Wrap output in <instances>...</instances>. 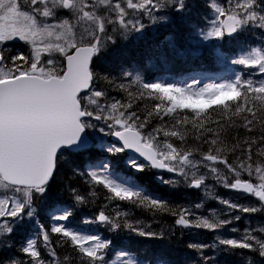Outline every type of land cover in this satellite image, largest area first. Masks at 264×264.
<instances>
[{
    "label": "snow or ice",
    "instance_id": "obj_1",
    "mask_svg": "<svg viewBox=\"0 0 264 264\" xmlns=\"http://www.w3.org/2000/svg\"><path fill=\"white\" fill-rule=\"evenodd\" d=\"M188 7L187 0H0V45L19 41L29 47L28 54L21 51L10 56L5 54L7 49L0 47V217L12 218L11 222H0V236L14 232L16 226L25 222V218L35 219L38 234L49 255L57 256L51 248L49 231L37 218L35 203L49 191L60 153L88 146V140L82 134L85 129L95 128L96 125L85 120V117L112 121L108 128H119L111 131L110 135L117 137L122 142L121 146L110 145L107 151L114 154L132 150L137 153L144 162L129 157L126 163L132 169L138 172L147 168L166 170L176 176L168 180L157 176L161 183L183 182L189 187L200 188L205 177L198 175V166L210 167L218 179H223L215 166L217 163L223 164L236 176L232 183L225 180L224 186L256 197L259 206L244 207L227 200L222 202L245 213L264 211V163L258 161L253 167L251 162L252 146L257 143V138L253 136L251 142L247 139L244 141L248 145V155L239 165L233 166L222 155L227 146H220L219 133L206 127L208 120L204 118V114L215 106L223 109V116L232 120L233 124V118H242L243 127L249 132L259 124L261 148L256 154L264 157V79L254 82L243 79L237 73L234 79L199 86L195 79L189 84L146 82L139 73H123L132 84L140 86L137 98L147 95L159 101L154 106L156 115L161 112L172 115L178 109H190L195 114L192 126L198 132L196 139H200L205 132L215 137L210 141L205 140L213 147L202 153L201 159L194 157V151L199 149L182 151L167 140L163 145L157 143V134L161 131L165 137H176L181 141L185 140L187 132L157 128L145 135L141 129L145 127L147 118L144 123L137 124L139 117L136 113L126 111L132 107L131 103L121 104L118 100L106 105L99 103L106 93L94 87L97 74L90 67L93 58L109 42L114 43L117 36L127 39L132 33H141L146 28L143 17H148L155 24L169 19L167 15L156 14L158 10L174 9L175 14L179 15ZM208 7L213 16L197 32L204 41L223 39L246 27L264 30V0H260V3L257 0H235L232 3L230 0L227 7L210 0ZM166 47L179 54L176 40H168ZM233 62L258 69L259 73L264 74V48L252 47ZM103 78L113 83L108 76ZM119 87L128 91L123 83ZM128 95L132 97L133 94L129 91ZM201 98L205 100L203 104L195 102ZM92 106L95 107L90 110ZM152 114L149 113V116ZM188 123L187 117L183 121L177 120V124ZM100 131L103 132L104 128H100ZM235 147L231 151H235ZM241 170L250 177L254 175L259 182L241 180ZM82 175L90 178L93 185H103L111 193L109 199L126 201L154 212L170 213L175 217V226L217 230L230 223L215 216L211 219L204 216L190 219L194 213L189 209L173 208L168 201L148 194L129 177H121L108 161L91 165ZM71 192L77 203L86 202V198L76 189H71ZM200 207V204L195 205L197 209ZM58 213L51 216L53 221H67L72 214L67 208L59 209ZM123 215L120 211L116 212V217ZM95 219L101 225H110L111 231L122 226L104 211H100ZM123 227L141 237L163 236V232L134 227L127 220ZM50 231L59 234L78 254L79 264H114L112 259L106 258L112 241L62 223H53ZM253 231L246 230L239 240L218 238V242L232 249L255 250L264 259V239L258 238ZM259 231L264 232V227ZM7 246L11 247L10 244ZM188 247L199 250L203 264H212L211 258L203 254V249L213 245L200 243L189 244ZM19 252L29 259L23 261L0 256V264H46L36 238H27ZM114 254L119 264H156L154 258L137 259L123 250ZM122 257L127 258L120 260ZM63 261L71 264L72 257L64 256ZM51 264L58 262L52 260Z\"/></svg>",
    "mask_w": 264,
    "mask_h": 264
},
{
    "label": "trees",
    "instance_id": "obj_2",
    "mask_svg": "<svg viewBox=\"0 0 264 264\" xmlns=\"http://www.w3.org/2000/svg\"><path fill=\"white\" fill-rule=\"evenodd\" d=\"M184 24L185 25L182 27H180L181 23L178 24L180 32H185L187 22ZM257 37V32L248 31L246 34H239L236 37L230 38L229 42H224L223 45H221V49L225 53H231L235 45L239 46V44H245L247 41H254ZM154 40H156L155 45L147 46L141 43L131 42L115 43L114 47H118L120 51L117 48L102 51L98 55L99 58L94 59L93 70H96L95 72L97 74L94 86L104 90L106 93L105 97L113 98L108 100L106 104H110L117 100L120 101L121 104L131 103L132 107L126 111L136 113L139 117L137 124L144 123L147 118V123L143 130L153 132L154 129L160 128L164 130H180L187 132L184 141L176 137H165L163 131L159 132L157 135L162 139L163 143L167 140L182 151L199 149V151H194V156L202 157V153L207 152L210 147H213L210 143H205V140L210 141L215 137L212 133L205 132L200 139H196L198 132L193 129L192 126L195 114L190 109H178L176 113L172 115H165L162 112L160 115H156L154 106L159 103L158 100L150 98L147 95L143 98H137L140 87L136 84L129 83L127 78L121 75V77L115 75L128 65V61L140 64L144 62L146 58L156 56L157 53L167 56L166 60L170 61L169 65H172L171 57L168 56H171L173 53L161 47L164 44L163 35H160ZM102 68L105 70L104 75L102 74ZM104 76H108L112 79L113 83H108V81L103 78ZM121 83L125 84L128 91L120 89L119 85ZM129 91L132 92V97H129ZM149 113L153 114L149 116ZM185 117L189 120L188 124H177V120L183 121ZM204 118L208 120L206 127L212 128L214 133H219V140L221 141L220 146H227L222 155L226 156L230 164L237 166L241 160L247 157L248 145L244 141L247 139L251 142L253 136L257 138V143L252 146L251 162L253 167H255L258 161L264 163V157L257 156L256 154L257 150L261 148L259 140L261 126L259 124L254 125V130L249 132L243 127L242 118H233L235 121L233 124L232 120L223 116V109L215 108V106L204 114ZM234 146H236L235 151H231ZM105 157H109V153L96 149L95 147L85 152H68L60 155L56 175L50 184L49 191L43 198L36 200L35 207L37 209V218L49 231L51 248L56 251L61 261L60 264H65L63 261L64 256L72 257L71 264H79V260L77 259L78 254L63 241V238L59 234L51 233L50 231L51 225L53 224L51 216L57 209L62 207L71 210L72 214L68 222L73 221L74 223H78L83 219L84 215L96 212V209L102 207L105 213L117 219L122 225L120 229L109 233L108 237L110 239L112 238V246L126 250L137 259H143V256L145 257L147 255L155 258L158 252L157 247L162 244L161 239H157V237H141L129 229L124 228V221L127 220L129 223L133 224L134 227H145V229L154 228L156 223H160L161 228L171 227V224L175 221V217L168 212H154L126 201H120L121 206L119 208H113L112 205H109L107 199L110 197V193L103 185H93L90 182V178L82 175V173H86L85 165L91 164L90 162L106 159ZM115 157H117V162L120 166L126 167L124 165V161L127 158L125 152L115 153ZM124 171L133 182L142 186L145 191H149L151 193L150 195L168 201L169 205L173 208H177V206L184 208L188 199L194 194V191L183 183L174 185L161 183L156 179V172L149 168L145 169L143 172H138L127 167L124 168ZM240 172L242 173V177L250 178L246 171L241 170ZM71 189H76L79 194L86 198V202L77 203L74 200ZM92 193H95V195H92ZM111 200L114 206H116L117 204H115L114 200ZM117 211L125 215L116 217ZM171 233L172 231L170 234ZM177 233L176 231L170 236L167 234L164 238L163 244L175 252L174 257L172 252H166L165 256L167 259H169V261H174L175 259L179 261L186 260L181 262L182 264H186V262L190 264L192 261H194V264H201V255L193 257V253H191L188 247L178 243L182 242L183 239L180 237L177 238ZM27 238H36L38 240V248L45 261L48 259H50V262L55 260L57 256L51 257L49 255L48 249L44 246L42 237L38 234L35 219H25V222L17 226L14 232L7 236H3L0 243V256L5 258L11 256L27 261L29 258L19 252V248ZM9 244L11 247L7 246ZM204 255L210 256L211 254L205 252ZM216 257L217 262L222 264H264V259L258 255V252L249 249H232L228 246H224V249L220 250ZM216 257L211 255L212 259Z\"/></svg>",
    "mask_w": 264,
    "mask_h": 264
},
{
    "label": "rangeland",
    "instance_id": "obj_3",
    "mask_svg": "<svg viewBox=\"0 0 264 264\" xmlns=\"http://www.w3.org/2000/svg\"><path fill=\"white\" fill-rule=\"evenodd\" d=\"M235 2V1H234ZM233 2V3H234ZM229 3H227L228 6ZM213 13L211 12L210 14V19L212 18ZM209 19V20H210ZM168 21V20H167ZM167 21H160V23H167ZM154 29V27H152ZM19 41L16 42H11L10 45L14 44H19ZM191 44L194 47H190L189 51L195 52V51H201L202 48L204 49H209L213 46H215L218 43V39L216 38H211L208 41H204L202 37L196 35V37H192L190 40ZM23 43V42H21ZM252 48V47H251ZM249 48V50L251 49ZM7 50L10 48L7 47ZM248 51V50H247ZM246 51V52H247ZM246 52L239 54L238 59L240 58L241 55L245 54ZM59 60H61V57H57ZM217 62H220L219 64V69H223L219 74H212V75H205V74H194V75H189L182 79L181 81L173 80L171 83L174 84H189L192 83L193 79L196 80L197 84L199 86H203L206 83H222L225 80L230 79L231 74L234 72L233 66L235 59H231L229 61H225L228 63V65L225 67V58L221 54H217V57L215 59ZM59 64L57 67L59 68ZM189 74H192L191 72ZM163 78H161V81L163 82ZM259 81L264 79V74L260 73L259 76ZM87 95V94H86ZM197 103H204L205 100L204 98L199 99L198 101H195ZM101 105H104V102L99 101ZM95 107V106H93ZM97 133V132H96ZM100 133V132H99ZM149 133H146L147 135ZM98 135V134H96ZM101 136V135H100ZM102 137V136H101ZM157 143L160 145H163L162 142L157 138ZM211 164L210 162H208ZM222 166H220L219 169V176L223 177L221 180L223 183L221 189H217L215 186L214 179H218V175L216 173H212L210 170V167H205L203 165L198 166V175H203L205 177L204 183L200 188H195L198 191L197 199L195 200L194 203H190L189 206L185 207L190 210L191 213H194V215L190 216L192 219H195L196 217H208V218H213V216L218 217L220 219L228 220L230 223L226 224L220 229L213 230L214 231V237L216 239H242L245 235V231H253L254 235H256L260 239H264V232H260L259 229L264 227V211H260V214H258L261 219H258L256 216V213H245L241 211L239 208H230L228 205L224 204L222 201H230L232 204H238L244 207H258L259 202H255V197H248L247 200H243L240 198L238 194L234 192V189L230 187H225L224 186V181L226 180L228 183H232L235 179L236 176L235 174H232L231 172L226 169L224 175L222 174ZM259 181L256 179L255 183H258ZM235 196H234V194ZM238 197V198H237ZM257 199V198H256ZM253 201L248 203V201ZM258 200V199H257ZM196 204H200V208H195ZM59 214V213H57ZM254 216V217H252ZM236 217H239L237 220ZM5 220L12 221V218L10 217H0V222H3ZM89 222V221H85ZM54 223H59V221H54ZM87 224V223H86ZM79 230V229H78ZM82 231V230H80ZM82 232L93 234L87 230H83ZM1 237V236H0ZM254 243V242H253ZM117 252V251H115ZM127 257H122L119 258L120 260L126 259ZM114 264H119V260L113 255Z\"/></svg>",
    "mask_w": 264,
    "mask_h": 264
},
{
    "label": "water",
    "instance_id": "obj_4",
    "mask_svg": "<svg viewBox=\"0 0 264 264\" xmlns=\"http://www.w3.org/2000/svg\"><path fill=\"white\" fill-rule=\"evenodd\" d=\"M82 136H85V133H83ZM85 137H86V136H85ZM86 138H87V137H86ZM113 138H115L119 143L122 144V142L119 141V139H118L117 137L113 136ZM87 140H88V138H87ZM88 145H89V140H88ZM126 151H127L128 153H130V154L135 155V156L138 157V154L135 153L134 151H132V150H126ZM139 158H140V157H139ZM141 159H143V158H141Z\"/></svg>",
    "mask_w": 264,
    "mask_h": 264
},
{
    "label": "bare ground",
    "instance_id": "obj_5",
    "mask_svg": "<svg viewBox=\"0 0 264 264\" xmlns=\"http://www.w3.org/2000/svg\"><path fill=\"white\" fill-rule=\"evenodd\" d=\"M154 47V46H153ZM140 122V121H139ZM150 126V125H149ZM240 239V238H239Z\"/></svg>",
    "mask_w": 264,
    "mask_h": 264
}]
</instances>
